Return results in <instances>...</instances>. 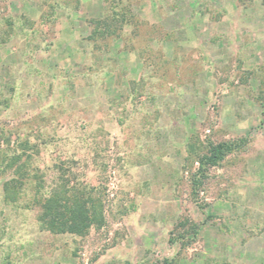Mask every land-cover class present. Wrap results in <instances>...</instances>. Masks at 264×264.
Listing matches in <instances>:
<instances>
[{"label":"rangeland","instance_id":"1","mask_svg":"<svg viewBox=\"0 0 264 264\" xmlns=\"http://www.w3.org/2000/svg\"><path fill=\"white\" fill-rule=\"evenodd\" d=\"M60 185L103 222L45 228ZM164 259L264 264V0H0V264Z\"/></svg>","mask_w":264,"mask_h":264},{"label":"trees","instance_id":"2","mask_svg":"<svg viewBox=\"0 0 264 264\" xmlns=\"http://www.w3.org/2000/svg\"><path fill=\"white\" fill-rule=\"evenodd\" d=\"M117 16H115L116 18ZM127 15L122 17L125 20ZM128 22V21H127ZM98 28V27H97ZM245 139H239L238 141H224V142H210L209 145L198 152L194 148H191L192 154L195 155V163L198 164V169L193 173L191 177L192 182V195L197 198L202 190L205 182L209 178V172L211 168L220 166L225 159L240 149L243 146ZM200 148H203L202 146ZM19 167L17 172H20V178L12 179L4 185V191L9 196L8 192L16 191V188L24 184L23 178H21V172H26L25 169ZM25 168V167H24ZM67 185H60L56 190H52L48 193L43 200V223L45 228L54 233H72L77 235L84 234L92 225L97 221L103 222L102 212L100 206L89 195L71 193ZM40 191V190H39ZM97 204V205H96ZM188 221L181 223V227L184 228L183 232L179 233V239H171V243H176L178 240H185L192 231H195L196 226H191L187 229ZM181 246L186 247L187 242L181 241ZM163 264H176L174 260L170 261L164 259Z\"/></svg>","mask_w":264,"mask_h":264}]
</instances>
